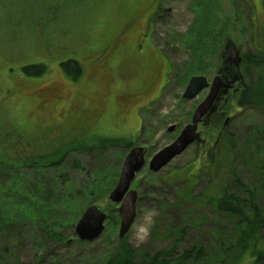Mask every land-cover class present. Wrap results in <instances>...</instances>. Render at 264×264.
Here are the masks:
<instances>
[{"label":"rangeland","instance_id":"1","mask_svg":"<svg viewBox=\"0 0 264 264\" xmlns=\"http://www.w3.org/2000/svg\"><path fill=\"white\" fill-rule=\"evenodd\" d=\"M156 2L0 0V216L18 224L6 255L12 261L103 264L124 239L136 264L158 251L174 249L177 256L199 248L205 256L194 264H228L220 257L236 240L237 218L181 195L188 188L192 196L211 193L221 184L248 211L253 191L264 214V154L249 153L256 135H264V101L252 86L264 76L263 0H160L152 18ZM228 43L242 56L244 78L221 105L223 117L200 125L202 142L150 170L151 156L177 137L208 92L183 98L188 80L204 75L210 82ZM69 59L81 68L76 77L73 64L61 65ZM6 142L15 146L3 150ZM222 142L234 155L218 174L211 158ZM134 145L145 149V164L131 182L136 216L119 238L118 204L108 193ZM58 146L67 152L58 164L32 162L37 150ZM90 204L106 213L105 228L96 239L80 240L74 226ZM7 237L2 233L0 244Z\"/></svg>","mask_w":264,"mask_h":264},{"label":"trees","instance_id":"2","mask_svg":"<svg viewBox=\"0 0 264 264\" xmlns=\"http://www.w3.org/2000/svg\"><path fill=\"white\" fill-rule=\"evenodd\" d=\"M201 32H206L208 34V29L199 31L193 36V38H195ZM190 43L191 45H193V43L195 45L194 39H192ZM69 64L74 65L75 69L72 71V74L74 77H76L77 73L81 69L79 64L73 59H69L66 62L61 63L65 70H68ZM256 64L261 66L262 62L258 60ZM26 67H23V70L25 69L26 72H29L28 68ZM42 70L43 68L40 66L34 73H41ZM241 74L243 76L244 73L242 72ZM263 77L264 76L261 78ZM261 78L259 83H257V81L252 85H255L254 94L256 95V99L258 101H264V81L261 80ZM245 86L247 87V85ZM253 140L254 141L250 146L252 148L251 152H249L250 155L262 156L264 154V135H260L258 133V135H256V139ZM250 142L251 140L249 138V143ZM226 143L227 142H222V144H225L224 147L217 153H214L211 158L212 165L215 167L214 170L218 169V174L222 171L224 164H231V160L233 159L232 157L234 154L231 152L230 143ZM2 144L3 150H7L15 146L14 143L8 142ZM37 152L39 158L34 159V161V157L31 158L32 162L36 164L37 168H48L51 164L56 165L61 159L63 160L65 158L67 153L66 150L62 151L59 146L51 151L43 152L42 150H37ZM1 158L5 160L6 154L4 153L1 155ZM31 159H29V161ZM262 163L263 162L261 160L259 161L258 165H261ZM18 164H20V162ZM113 185L114 184L109 185L108 188ZM181 197L189 199L191 198L198 204L207 205L215 211L229 213L230 215L237 218V222L239 224L238 235L235 242L224 249L220 257L221 259H225L228 264H256L258 262L264 261V233L261 232V229L264 228V214L254 203L253 191H247L246 204L249 208L248 211H244L243 209V205L245 203L244 199L234 193L227 192L224 186L221 184H217L215 190L211 193L202 192L193 196L191 195V188H188L184 194L181 195ZM12 220L13 218H11V215L0 216V235L2 233H6L8 236L6 243L0 244L2 247L0 249V264H23L19 260L12 261L11 257H6L7 254L10 255L11 244H13V242L17 239L16 235L18 234V232L15 230V227H12V225L18 224L12 223ZM118 245L119 250L110 258H108L103 264H136L134 261L135 249L131 248L124 239H120ZM173 251L174 249H171L167 252L158 251L153 256H151V258L147 259L149 261H147V264H194L197 263L203 256H205L203 254V248L186 249L177 256L172 254ZM51 264L58 263L51 262Z\"/></svg>","mask_w":264,"mask_h":264},{"label":"water","instance_id":"3","mask_svg":"<svg viewBox=\"0 0 264 264\" xmlns=\"http://www.w3.org/2000/svg\"><path fill=\"white\" fill-rule=\"evenodd\" d=\"M222 55L224 62L232 64L237 70L242 61L238 48L233 43H228L224 47ZM226 55V56H225ZM234 73L223 72L222 67L211 79L210 83L204 75H193L187 82L182 93L186 99L195 98L204 88H208L206 96L197 104L192 112L190 122L187 123L169 144L155 152L149 162L148 168L154 172L165 167L174 157L181 154L188 146L202 141L198 132V123L209 121L211 115L216 111L220 102L226 101V94L232 85L242 79L239 71ZM227 123L225 119L224 124ZM174 129V125L168 127V131ZM145 164V150L142 146H132L125 154L118 179L108 193V199L118 204L117 212L120 217L117 236L123 238L136 216L137 190L131 187V182L136 173ZM106 213L95 204H90L82 211L75 223L74 231L80 240L90 241L96 239L104 231Z\"/></svg>","mask_w":264,"mask_h":264},{"label":"flooded vegetation","instance_id":"4","mask_svg":"<svg viewBox=\"0 0 264 264\" xmlns=\"http://www.w3.org/2000/svg\"><path fill=\"white\" fill-rule=\"evenodd\" d=\"M157 2H160V0H157ZM157 2H156V5L154 6V8H153V10L151 11V13H150V17H152V18H155V16L156 15H158V12H157V10H158V8H159V6H158V4H157ZM148 19H149V17H148ZM147 21V20H146ZM131 23H129L128 24V26L130 25ZM226 64H228V62H224L222 65H220L219 66V68H221L222 67V70H223V72L225 71V74L228 72V67H226ZM230 64V63H229ZM231 66H232V64H230ZM234 68V69H233ZM232 68V70L231 71H234V70H237L235 67H233ZM241 68V67H240ZM237 71H239V73H241L240 71V69L238 68V70ZM226 75H228V74H226ZM242 83V82H241ZM235 84H238V83H234L233 85H232V87L228 90V92H227V94H226V101L230 98V96H231V94L233 93V92H235L236 90H238L237 88H235L234 87V85ZM226 101L225 102H223L222 101V103L223 104H225L226 103ZM221 107V106H220ZM220 107L218 106V108L216 109V111L211 115V117L209 118V121L208 122H205V120H203V121H201V122H199L198 123V128H197V130L200 132V134H201V131H200V125L201 126H206V125H209L211 122H213V124L215 125L218 121H219V117H223V113L220 111ZM223 128V126L221 127V129Z\"/></svg>","mask_w":264,"mask_h":264}]
</instances>
